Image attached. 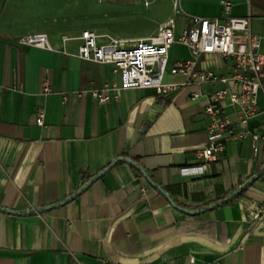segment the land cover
<instances>
[{
    "label": "crops",
    "instance_id": "crops-1",
    "mask_svg": "<svg viewBox=\"0 0 264 264\" xmlns=\"http://www.w3.org/2000/svg\"><path fill=\"white\" fill-rule=\"evenodd\" d=\"M83 1L85 14L80 0L65 11L62 0H0V264H264V215L254 217L264 173L223 202L262 170L264 147L256 154L245 140L217 160L198 155L208 145V116L205 98L190 90L215 86L167 94L130 87L100 102L89 91L120 76L112 64L78 55L84 30L118 37L98 25L115 12L139 20V33L119 38L154 35L170 16L180 32L197 15L251 14L264 35V0H229V13L223 0H182L179 8L175 0ZM42 32L48 45L21 41ZM190 56L175 43L170 63ZM201 65L228 73L233 61L211 53ZM259 102L263 109L264 87ZM251 124H264V112ZM106 168L73 199L45 208L78 192L83 171L95 177Z\"/></svg>",
    "mask_w": 264,
    "mask_h": 264
},
{
    "label": "built area",
    "instance_id": "built-area-1",
    "mask_svg": "<svg viewBox=\"0 0 264 264\" xmlns=\"http://www.w3.org/2000/svg\"><path fill=\"white\" fill-rule=\"evenodd\" d=\"M182 0H175L176 8ZM226 12L232 2L222 1ZM82 42L78 55L102 63L112 64L113 71L120 76L106 82L89 93L100 102L119 99L126 88L154 87L158 93L167 94L182 86H201L211 83L215 86L208 93L200 88L191 89V98L204 97L208 116L206 133L208 145L198 151L204 161L219 159L228 146L238 141L250 140L257 154L264 147V124H251V119L264 112L259 102V92L264 87V35L255 31L253 16H194L192 23L177 32V19L170 16L160 25L156 34L139 38H119L84 30L78 36ZM26 44L48 45L47 33H36L21 38ZM181 43L190 50V58L177 59L170 63L171 48ZM218 53L233 61L228 73L201 65L205 54ZM168 71L182 75L181 82L166 79ZM220 84V86H216ZM3 85L0 84V93ZM68 95L65 99H68ZM43 121V113L37 122ZM264 215V197L255 218ZM104 264H110L105 262Z\"/></svg>",
    "mask_w": 264,
    "mask_h": 264
},
{
    "label": "rangeland",
    "instance_id": "rangeland-1",
    "mask_svg": "<svg viewBox=\"0 0 264 264\" xmlns=\"http://www.w3.org/2000/svg\"><path fill=\"white\" fill-rule=\"evenodd\" d=\"M64 3L61 5L63 10L69 9V0H62ZM89 6V5H88ZM117 7V5H114ZM51 6L49 5L48 8ZM56 5H54L55 9ZM58 7V6H57ZM90 7V6H89ZM80 13H86L85 10L87 9V6L84 4L83 0H80V4L78 5ZM96 15L101 14V12L98 11V7H96ZM102 17V16H100ZM105 19L103 21H99L98 25L101 26L100 29L107 31V33H110L112 35H116L118 37H131L135 33H139L137 30V25L139 23V20H136L135 18L128 16L125 17L123 15H119L118 13H113L110 15H105ZM169 72V71H168Z\"/></svg>",
    "mask_w": 264,
    "mask_h": 264
},
{
    "label": "water",
    "instance_id": "water-1",
    "mask_svg": "<svg viewBox=\"0 0 264 264\" xmlns=\"http://www.w3.org/2000/svg\"><path fill=\"white\" fill-rule=\"evenodd\" d=\"M119 159H126L128 162H130L131 164L139 167L143 172L144 174L148 175L147 171L142 167L140 166L136 161L132 160V159H127V158H118L116 159L114 162L118 161ZM109 168H106L105 170L101 171L99 174H97L95 177H93L89 182H87L84 186L81 187V189L74 193L73 195L69 196L68 198H66L65 200L59 202V203H56V204H52V205H49V206H46L45 208H51V207H54L56 206L57 204H61V203H64V202H68L69 200L73 199L76 195H78L80 192H82L85 188H87L92 182H94L96 179H98L102 174H104ZM264 173V167L262 168V170H260L258 173H256L255 175H253L252 177H250L246 182H244L237 190H235L230 196H228L225 200H230L236 196H238L244 188L248 187L250 184H252L253 182H255L257 179L260 178V176ZM160 189L165 193V194H168V192L160 187ZM174 204L176 206H178L179 208L183 209L184 211L186 212H189V213H197L199 212V210H191V209H188V208H184L180 205H178L174 200H173ZM209 207H212V206H209ZM2 209H6L4 207H0ZM43 208H38V210H42ZM207 208H204L202 210H205Z\"/></svg>",
    "mask_w": 264,
    "mask_h": 264
},
{
    "label": "trees",
    "instance_id": "trees-1",
    "mask_svg": "<svg viewBox=\"0 0 264 264\" xmlns=\"http://www.w3.org/2000/svg\"><path fill=\"white\" fill-rule=\"evenodd\" d=\"M111 165H113V163ZM94 175L95 174H90L88 171H83L82 172V186L85 185L87 182H89L94 177ZM252 184H250V185H252ZM245 190H246V188L243 189V192ZM232 200H233V198L230 199V200H223V202L225 203V202H229V201H232Z\"/></svg>",
    "mask_w": 264,
    "mask_h": 264
}]
</instances>
